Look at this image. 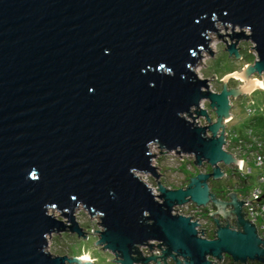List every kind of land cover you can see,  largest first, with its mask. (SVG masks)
<instances>
[{
  "label": "water",
  "instance_id": "1",
  "mask_svg": "<svg viewBox=\"0 0 264 264\" xmlns=\"http://www.w3.org/2000/svg\"><path fill=\"white\" fill-rule=\"evenodd\" d=\"M212 33L231 57L249 41L258 54L222 79L221 93L197 70L202 52L213 53ZM251 72L264 75V0H0V264H93L46 250L52 234L87 236L79 207L100 215L96 244L118 264L150 262L136 256L152 242L188 264L224 254L262 261L264 241L242 203L234 201L242 230L220 227L213 240L173 214L213 199L208 181L233 162L218 135L230 97L264 89ZM229 77L245 84L230 90ZM170 153L213 172L180 189L159 183L156 193L141 175L159 181L154 160Z\"/></svg>",
  "mask_w": 264,
  "mask_h": 264
},
{
  "label": "rangeland",
  "instance_id": "2",
  "mask_svg": "<svg viewBox=\"0 0 264 264\" xmlns=\"http://www.w3.org/2000/svg\"><path fill=\"white\" fill-rule=\"evenodd\" d=\"M246 32L249 33L247 30ZM209 38L211 39L209 46L213 53L209 54L207 52H202L197 70L202 76L209 79L212 92L221 93L224 90V81L222 79L232 73L243 72V68L246 65H250L252 68L255 62L258 61V54L256 53L254 49L255 45L252 42H241L238 45L241 58L236 59L235 56L231 57L228 52H226V45L219 34L212 33ZM226 40L228 41L227 38ZM247 78L264 81V75L260 76L253 72H251L250 75H247ZM244 84V81L240 78L229 77L226 83V88L230 90L238 89ZM202 104L203 106L201 105V108L205 109L212 119L209 112V103L203 101ZM230 105L232 107L229 112L231 118L227 120L229 122L227 131L230 134V139L233 143H227L225 140L224 150L232 156L234 166L230 164V167H224L227 177L224 176L216 180L212 179L210 185L212 187L211 189L215 192L236 188L237 185H239V188L237 187L239 191L248 193L257 187H260L257 179L259 172L256 170L253 171V161H257L259 157L263 158L264 153V145H262L264 144V89L258 87L252 93L243 92L239 93L236 97H230ZM200 120L201 125L199 122ZM197 122L200 126L207 125L205 124V118H200ZM248 129L254 130L256 132L255 136L260 138L263 142H250V138L247 136ZM238 138L242 141V145L235 143ZM259 143H262V147L258 148L257 144ZM240 161L244 162V166L241 168L239 167ZM263 161L264 158L262 159V162ZM154 162L159 168L158 173L161 174L162 177V182L160 183L168 189L184 188L191 183V178H195L197 177V174L200 175L205 171V164L201 167L195 166L194 156L188 158L184 157L182 159L174 157L172 154H167L165 156L159 154L156 155ZM235 163H238V165H235ZM248 169H251V173L253 174H251V177L248 176L250 178L248 185L243 186L241 179L244 177L242 174H245ZM232 175L234 177H232ZM141 177L157 192L158 180L145 175H141ZM262 187L264 188V185H262ZM188 205L189 206L186 205L184 207H196V204L194 203ZM212 205L214 204L209 201L206 205L198 207H212ZM51 213L57 219L66 221V219L62 218V214L59 211L53 210ZM99 216L100 215L95 214L91 217L89 212L85 211L82 207H79L75 213V217L83 232L87 233V236L85 238H79L78 235L70 232L52 234L47 240L48 246L46 250L52 255L67 256L69 258H80L87 255L93 264H118V262L115 261L117 260L115 255L109 251L103 250L101 245L96 244L100 239V235L95 234V231L101 232L103 230L100 226ZM213 261L215 260L213 259Z\"/></svg>",
  "mask_w": 264,
  "mask_h": 264
},
{
  "label": "flooded vegetation",
  "instance_id": "3",
  "mask_svg": "<svg viewBox=\"0 0 264 264\" xmlns=\"http://www.w3.org/2000/svg\"><path fill=\"white\" fill-rule=\"evenodd\" d=\"M209 112L212 116V123H216L217 117L215 116L216 115L215 112L211 110H209ZM222 124H223V127L219 129L218 135H223L227 143L228 142L233 143V141L230 139V134L227 131V128L229 125V122L227 121V119H224ZM239 140L240 139L238 138L237 142L235 143H239ZM230 164L234 166V161ZM230 164L223 163V166L222 164H220V168L223 171L224 176L226 177H227L226 175L227 173L224 171V167H230L229 166ZM236 164L238 165V163H235V165ZM207 167H209L210 169ZM212 172H213V168L210 165L205 164V171H203V173L201 174H211ZM232 177L234 176L232 175ZM161 178L158 181V184L162 182ZM211 180L212 179L208 181V186H209L211 195H213V199L210 200V203L214 204L212 205V207H174V210H173L174 215L188 217L191 219V222L197 223L198 226L196 230L199 233V237L203 239H209V240H213L216 238L215 235L220 227H229L230 229L234 231L242 230V228L239 225H237V221L234 216L236 215L234 213L235 211L234 201H236V203H242L241 211H242L243 216H244L243 210L245 207V200H243L242 198L243 192L238 190L239 185H237L238 188L236 187V188H232L228 190H223L221 192H218V191L215 192L213 189H211L212 188L210 185ZM215 201L219 203H224V204L216 205ZM236 218L238 219L237 215H236ZM261 240L264 241V239H261ZM152 245H154L152 249L146 246L148 249H145L144 253L138 251L139 255L136 256L137 259L149 258L152 260H150V262H147V263L139 262L137 264H188L190 261L187 257L183 255H176V258H172L171 256L166 255L165 254L166 247L162 246L160 243L152 242ZM261 247L264 248V245H262ZM155 250H157L158 252L155 253L154 252ZM214 260L215 261L213 260L211 261V264H264V257L262 261H259V260H245V261L238 260L236 261L227 254H224L221 259H214Z\"/></svg>",
  "mask_w": 264,
  "mask_h": 264
},
{
  "label": "built area",
  "instance_id": "4",
  "mask_svg": "<svg viewBox=\"0 0 264 264\" xmlns=\"http://www.w3.org/2000/svg\"><path fill=\"white\" fill-rule=\"evenodd\" d=\"M201 105H202V103H201ZM205 124H207V123L205 122ZM200 125H201V122H200ZM250 132H252V131H250ZM250 137H251V142H256V141L263 142L260 138L256 137L255 135L250 136ZM239 144L242 145L241 140H239ZM261 144L262 143L257 144V147L259 148V147H262V145H264V144H262V145ZM170 154L174 155V157L182 158V159L184 157H186V158L191 157V155H177L175 153H170ZM263 158H264V153H263ZM263 158L259 157L257 159V161H253L254 167L259 168V169L264 168V163H263L264 161L262 162ZM243 166H244V162L240 161L239 167L241 168ZM253 171H254V169H253ZM251 172H252V170L248 169L245 174H242V176L244 177V178L243 177L242 178L249 181L250 178L248 176L251 177L252 176L251 174H253ZM257 179H258V182L260 184V187L255 188L251 192L242 194V198H243V200H245V207L243 210V214H244V217L246 218L247 221L250 220L254 224L259 238L264 239V188L262 187V185H264V174L263 173L258 174ZM169 189H171V188H169ZM184 206H186V205H184ZM184 206H181V207H184ZM187 206H189V205H187ZM196 207H198V206H196ZM144 248L148 249L146 246H139L138 250H140L142 253H144L145 252Z\"/></svg>",
  "mask_w": 264,
  "mask_h": 264
},
{
  "label": "trees",
  "instance_id": "5",
  "mask_svg": "<svg viewBox=\"0 0 264 264\" xmlns=\"http://www.w3.org/2000/svg\"><path fill=\"white\" fill-rule=\"evenodd\" d=\"M250 131H252V132H250ZM255 131L254 130H252V129H248L247 130V136H249V140H250V142H251V137L250 136H253V135H255ZM260 135V134H259ZM262 136V135H261ZM264 138V137H263ZM254 169V171L256 170V171H258L259 172V174L260 173H263L264 174V168H262V169H259V168H256V167H254L253 168ZM241 181L243 182V186H247L248 185V180H246V179H241Z\"/></svg>",
  "mask_w": 264,
  "mask_h": 264
},
{
  "label": "bare ground",
  "instance_id": "6",
  "mask_svg": "<svg viewBox=\"0 0 264 264\" xmlns=\"http://www.w3.org/2000/svg\"><path fill=\"white\" fill-rule=\"evenodd\" d=\"M258 81H259V80H258ZM259 87H260V86H259ZM260 88H261V87H260ZM202 106H203V104H202ZM200 122H201V120H200ZM53 210L56 211V209H54V208H50V209L48 210V213L52 214L51 212H52ZM89 260H91V259L89 258Z\"/></svg>",
  "mask_w": 264,
  "mask_h": 264
},
{
  "label": "clouds",
  "instance_id": "7",
  "mask_svg": "<svg viewBox=\"0 0 264 264\" xmlns=\"http://www.w3.org/2000/svg\"><path fill=\"white\" fill-rule=\"evenodd\" d=\"M80 259H82V260H88L89 257H88L87 255H85V256H83V257H80Z\"/></svg>",
  "mask_w": 264,
  "mask_h": 264
}]
</instances>
